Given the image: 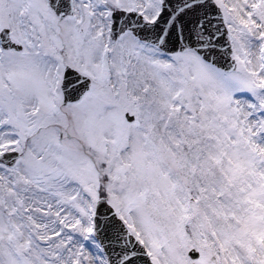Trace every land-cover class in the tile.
Here are the masks:
<instances>
[{"label":"snow or ice","instance_id":"6c2138e0","mask_svg":"<svg viewBox=\"0 0 264 264\" xmlns=\"http://www.w3.org/2000/svg\"><path fill=\"white\" fill-rule=\"evenodd\" d=\"M0 264H264V0H0Z\"/></svg>","mask_w":264,"mask_h":264}]
</instances>
